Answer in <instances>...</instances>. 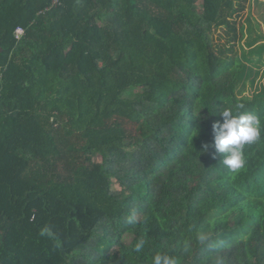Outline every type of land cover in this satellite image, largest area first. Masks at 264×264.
Listing matches in <instances>:
<instances>
[{"label": "trees", "instance_id": "trees-1", "mask_svg": "<svg viewBox=\"0 0 264 264\" xmlns=\"http://www.w3.org/2000/svg\"><path fill=\"white\" fill-rule=\"evenodd\" d=\"M248 1L0 0V264H264ZM240 104L233 172L203 145Z\"/></svg>", "mask_w": 264, "mask_h": 264}, {"label": "clouds", "instance_id": "clouds-1", "mask_svg": "<svg viewBox=\"0 0 264 264\" xmlns=\"http://www.w3.org/2000/svg\"><path fill=\"white\" fill-rule=\"evenodd\" d=\"M221 119L212 123L213 138L203 145L204 151H211L213 158L222 157V164L230 171L245 167L247 160L244 152L246 145L255 143L261 137V119L254 113L244 110V105L222 107L219 111ZM128 222L134 223V218ZM203 239V237H201ZM146 241L139 239L133 250L140 253ZM151 264H179L176 256L166 252H157ZM219 264V261H218Z\"/></svg>", "mask_w": 264, "mask_h": 264}, {"label": "rangeland", "instance_id": "rangeland-1", "mask_svg": "<svg viewBox=\"0 0 264 264\" xmlns=\"http://www.w3.org/2000/svg\"><path fill=\"white\" fill-rule=\"evenodd\" d=\"M241 21L245 23L246 36L239 47L246 53L253 50L251 58L254 59V62H251L250 65L256 68L260 67V71L264 75V55L259 54L258 51L259 47L264 46V0H249ZM248 88L243 92L244 95L253 93L251 87L248 86Z\"/></svg>", "mask_w": 264, "mask_h": 264}, {"label": "built area", "instance_id": "built-area-1", "mask_svg": "<svg viewBox=\"0 0 264 264\" xmlns=\"http://www.w3.org/2000/svg\"><path fill=\"white\" fill-rule=\"evenodd\" d=\"M23 33H24V30H19V35H23Z\"/></svg>", "mask_w": 264, "mask_h": 264}]
</instances>
